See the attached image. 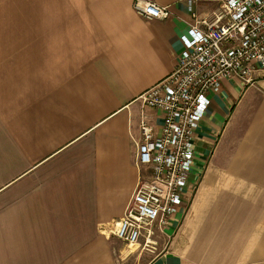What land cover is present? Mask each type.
<instances>
[{
	"label": "crops",
	"instance_id": "1",
	"mask_svg": "<svg viewBox=\"0 0 264 264\" xmlns=\"http://www.w3.org/2000/svg\"><path fill=\"white\" fill-rule=\"evenodd\" d=\"M146 1L170 18L145 20L133 0H0V264H116L110 223L138 182L142 113L161 124L140 96L221 12ZM254 80L211 97L189 208L145 264H264V72Z\"/></svg>",
	"mask_w": 264,
	"mask_h": 264
},
{
	"label": "built area",
	"instance_id": "2",
	"mask_svg": "<svg viewBox=\"0 0 264 264\" xmlns=\"http://www.w3.org/2000/svg\"><path fill=\"white\" fill-rule=\"evenodd\" d=\"M219 2L211 23L197 21L180 38L172 73L140 96L144 107L160 113L161 124L156 131L142 113L138 182L124 216L110 223V235L128 248L143 243L152 250L173 218L187 212L198 182L194 136L211 97L226 81L249 87L264 72V0ZM133 9L145 20L170 18L168 8L146 0H133Z\"/></svg>",
	"mask_w": 264,
	"mask_h": 264
},
{
	"label": "rangeland",
	"instance_id": "3",
	"mask_svg": "<svg viewBox=\"0 0 264 264\" xmlns=\"http://www.w3.org/2000/svg\"><path fill=\"white\" fill-rule=\"evenodd\" d=\"M167 234H168V231H167ZM163 238L164 237L156 238L155 240L156 244L153 245V247L157 246L156 251H152L151 249L145 248L143 243H140L139 246L128 248L122 242L116 239H111L112 242H114L112 245L113 246L112 253L116 261V264H145L147 263L153 256L167 249L165 245L166 242H163L164 244L162 248L159 247L160 242H161L160 240Z\"/></svg>",
	"mask_w": 264,
	"mask_h": 264
}]
</instances>
